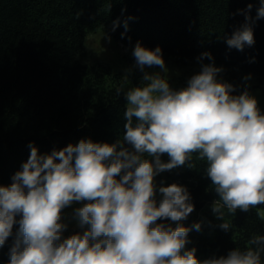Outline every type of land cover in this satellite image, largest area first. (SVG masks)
Returning a JSON list of instances; mask_svg holds the SVG:
<instances>
[{
  "label": "clouds",
  "instance_id": "1",
  "mask_svg": "<svg viewBox=\"0 0 264 264\" xmlns=\"http://www.w3.org/2000/svg\"><path fill=\"white\" fill-rule=\"evenodd\" d=\"M252 8L250 2L237 10L245 23L226 38L230 49L255 44ZM261 18L264 0L256 10ZM128 27L126 19L122 37ZM132 56L142 76L138 86L117 89L127 101L122 139L82 138L44 154L30 142L26 162L10 184H0V248L14 237L8 264H262L264 235L226 256L200 260L187 245L201 223H180L195 208L188 188L156 179L194 169V157L204 162L219 197L212 212L224 231L231 230L225 208L235 214L264 205V110L250 85L240 90L224 80L210 52L196 58L199 71L179 88L161 75L168 68L160 46L137 41ZM153 68L160 71L147 70ZM72 222L75 230L65 235Z\"/></svg>",
  "mask_w": 264,
  "mask_h": 264
},
{
  "label": "trees",
  "instance_id": "2",
  "mask_svg": "<svg viewBox=\"0 0 264 264\" xmlns=\"http://www.w3.org/2000/svg\"><path fill=\"white\" fill-rule=\"evenodd\" d=\"M250 2L255 44L230 49L226 38L245 23L237 10ZM259 7L260 0H0V184L11 183L30 155V142L44 154L82 138L108 143L123 138L127 101L117 94L126 90L123 75L82 58L87 36L97 30L125 47L134 48L137 41L149 49L160 46L163 58L178 67L199 64L196 58L210 52L231 83L242 90L239 77L253 75L264 95ZM193 163L194 169L180 167L156 178L158 184L179 183L189 190L195 208L180 223L190 228L201 223V229L192 228L187 247H195L200 260L219 258L248 246L253 235H264L259 213L264 205L235 214L225 208L231 230L218 227L221 221L212 212L218 194L204 174L206 164L195 157ZM13 239L0 248V264H8ZM261 260L264 264V253Z\"/></svg>",
  "mask_w": 264,
  "mask_h": 264
},
{
  "label": "rangeland",
  "instance_id": "3",
  "mask_svg": "<svg viewBox=\"0 0 264 264\" xmlns=\"http://www.w3.org/2000/svg\"><path fill=\"white\" fill-rule=\"evenodd\" d=\"M106 32L102 29L90 33L87 36L85 42V49L82 54V58L85 62L94 63H105L108 64L114 72L121 73L125 79L126 90L131 87L138 86L141 83L142 73L134 67L135 58L132 56V47H125L118 43L114 38L111 37L109 42L106 39ZM108 35V34H107ZM167 66V70L162 71L161 75L166 80H169L173 87L179 88L186 84L187 79L200 69V64L191 65L188 67H178L175 63L169 59L164 58ZM219 67L218 65H216ZM148 71H160L159 68L147 69ZM222 78L231 83L230 78L226 77L223 73ZM249 81H244V77L240 76L239 79L243 84L247 83L250 85V91L257 97L259 105L264 110V95L260 88L255 87L256 80L253 75H250ZM71 208L67 209L66 212L70 213ZM260 216H264V210L259 211ZM264 225V220H262ZM75 230L74 222L70 224L68 232L65 235L70 234Z\"/></svg>",
  "mask_w": 264,
  "mask_h": 264
}]
</instances>
